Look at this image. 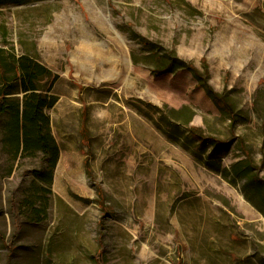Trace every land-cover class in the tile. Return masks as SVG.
Instances as JSON below:
<instances>
[{
    "label": "rangeland",
    "instance_id": "1",
    "mask_svg": "<svg viewBox=\"0 0 264 264\" xmlns=\"http://www.w3.org/2000/svg\"><path fill=\"white\" fill-rule=\"evenodd\" d=\"M19 1L0 4V77L12 55L60 77L47 111L59 157L48 185L37 173L49 160L15 157L0 116V264H264V193L210 170L212 147L186 149L153 122L154 107L191 106V125L234 138L222 170L249 161L264 182V0ZM137 35L205 61L242 113L233 132L190 71L152 74Z\"/></svg>",
    "mask_w": 264,
    "mask_h": 264
},
{
    "label": "trees",
    "instance_id": "2",
    "mask_svg": "<svg viewBox=\"0 0 264 264\" xmlns=\"http://www.w3.org/2000/svg\"><path fill=\"white\" fill-rule=\"evenodd\" d=\"M5 2L22 4L19 0H0V4ZM138 38L152 51L149 58L154 62L151 69L154 76L159 77L180 70L190 71L221 113V119L229 122V128L233 132L242 113L227 91L217 92L209 84V67L205 61L202 63L203 70L199 69L193 63L179 58L174 52L162 51V48L146 38L141 36ZM9 61L10 65L1 59V69L6 70L3 69L4 73L0 77V116L6 115L9 118L5 125L4 142L15 157L42 153L45 159L49 160L48 170L42 174L37 173V177L40 176L44 183L51 185L53 171L58 162L59 147L51 133V119L47 111L58 102V97L52 90L60 77L28 55L18 58L12 55ZM7 72H10L11 76H7ZM50 79L52 85L46 90L44 81ZM154 108V112L158 115L153 121L154 125L170 141L179 142L189 150L196 146L212 147V151L205 159V165L210 170L222 174L233 185L246 180L245 185L252 184L255 189L264 193V182L253 172L251 162L241 161L233 166L231 171L222 170L221 150L229 148L234 138L221 140L205 134L202 127L191 125L197 115L191 106L183 105L178 109L168 106ZM229 176L232 178L230 179ZM9 202L16 230L21 210L15 191L11 192ZM35 212L42 213V211Z\"/></svg>",
    "mask_w": 264,
    "mask_h": 264
},
{
    "label": "bare ground",
    "instance_id": "3",
    "mask_svg": "<svg viewBox=\"0 0 264 264\" xmlns=\"http://www.w3.org/2000/svg\"><path fill=\"white\" fill-rule=\"evenodd\" d=\"M97 18H98V17H97ZM99 19H100V18H99ZM97 20H98V19H97ZM100 21H101V20H100ZM96 23H97V22H96ZM101 23H102V21H101ZM101 27H103V26H101ZM101 27H100V28H101ZM260 47H261V46H260Z\"/></svg>",
    "mask_w": 264,
    "mask_h": 264
}]
</instances>
